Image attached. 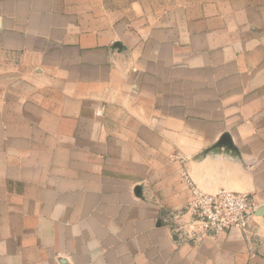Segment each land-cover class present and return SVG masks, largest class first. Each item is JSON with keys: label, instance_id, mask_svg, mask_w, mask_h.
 Here are the masks:
<instances>
[{"label": "crops", "instance_id": "crops-1", "mask_svg": "<svg viewBox=\"0 0 264 264\" xmlns=\"http://www.w3.org/2000/svg\"><path fill=\"white\" fill-rule=\"evenodd\" d=\"M189 182L264 207V0H0V264H264Z\"/></svg>", "mask_w": 264, "mask_h": 264}, {"label": "built area", "instance_id": "built-area-1", "mask_svg": "<svg viewBox=\"0 0 264 264\" xmlns=\"http://www.w3.org/2000/svg\"><path fill=\"white\" fill-rule=\"evenodd\" d=\"M187 193L184 212L175 221L177 232L185 239L201 240L233 229L247 231L261 205L250 193L205 192L190 182Z\"/></svg>", "mask_w": 264, "mask_h": 264}, {"label": "water", "instance_id": "water-1", "mask_svg": "<svg viewBox=\"0 0 264 264\" xmlns=\"http://www.w3.org/2000/svg\"><path fill=\"white\" fill-rule=\"evenodd\" d=\"M220 143L228 144V143H229V139H228V137H227V136H223V137L221 138ZM263 212H264V207H260V208L257 209V211L255 212V215H259V214H261V213H263Z\"/></svg>", "mask_w": 264, "mask_h": 264}]
</instances>
